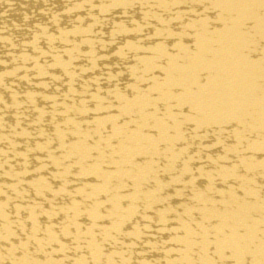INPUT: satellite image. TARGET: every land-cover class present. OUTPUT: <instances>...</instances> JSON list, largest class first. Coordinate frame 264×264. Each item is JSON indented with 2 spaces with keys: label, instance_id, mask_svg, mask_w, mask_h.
<instances>
[{
  "label": "bare ground",
  "instance_id": "bare-ground-1",
  "mask_svg": "<svg viewBox=\"0 0 264 264\" xmlns=\"http://www.w3.org/2000/svg\"><path fill=\"white\" fill-rule=\"evenodd\" d=\"M0 264H264V0H0Z\"/></svg>",
  "mask_w": 264,
  "mask_h": 264
}]
</instances>
